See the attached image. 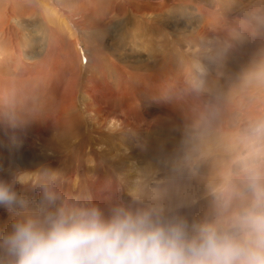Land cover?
I'll return each instance as SVG.
<instances>
[{
	"label": "rangeland",
	"instance_id": "obj_1",
	"mask_svg": "<svg viewBox=\"0 0 264 264\" xmlns=\"http://www.w3.org/2000/svg\"><path fill=\"white\" fill-rule=\"evenodd\" d=\"M52 1L48 9L69 27L63 35L51 30L50 59L43 54L49 44L44 10L30 0H0V178L32 169L27 161L38 159L35 171L59 170L69 194L93 200L111 194L100 205L106 208L130 203L128 190L143 176L149 187L164 190L166 207L189 218L202 215L208 186L226 177L232 160L243 155V130L264 118V77L255 75L264 65V0H117L116 18L91 14L81 22L91 0ZM233 29L241 39L232 38ZM217 52L223 54L210 59ZM195 63L208 69L205 90L197 95L219 109L220 121L212 126L195 127L180 115L188 98L184 81ZM68 65L76 73L73 82L63 73ZM144 82L149 89L134 93L128 110L122 92ZM96 84L116 95L94 104L87 91ZM68 87L75 93L71 108L78 127L73 117L67 125L42 123L47 114H58ZM165 108L175 116L166 117ZM125 111L131 125L123 127L115 119ZM131 159L139 166L134 173ZM17 188L37 195L27 185ZM6 216L0 209V219Z\"/></svg>",
	"mask_w": 264,
	"mask_h": 264
},
{
	"label": "clouds",
	"instance_id": "obj_2",
	"mask_svg": "<svg viewBox=\"0 0 264 264\" xmlns=\"http://www.w3.org/2000/svg\"><path fill=\"white\" fill-rule=\"evenodd\" d=\"M230 35L242 38L238 29ZM207 74L195 63L184 91L203 92ZM255 75L264 77V65ZM241 140L243 155L208 186V207L193 218L166 207L164 190L149 187L143 176L128 190L130 203L106 208L65 192L54 168L0 178V209L7 214L0 219V264H264V118L251 121Z\"/></svg>",
	"mask_w": 264,
	"mask_h": 264
},
{
	"label": "bare ground",
	"instance_id": "obj_3",
	"mask_svg": "<svg viewBox=\"0 0 264 264\" xmlns=\"http://www.w3.org/2000/svg\"><path fill=\"white\" fill-rule=\"evenodd\" d=\"M25 3L26 0H23ZM32 2V4L36 5L37 6V10L38 9H42L44 10V13H46V15L44 14V20H45V17H47V20H45V25L47 26V28H45L47 30L46 32V37H47V42H49V44H47L46 46V50H45V53H43L46 57H51L52 55V51H53V48H50L48 45L52 44L50 41L51 39H53V35L51 33V30H55V31H58L60 33V35H63L62 33L67 30V28L69 27V25L63 21V19H61L60 17L57 16L56 12H54L53 10H50V8L48 9L49 5V0H30ZM52 1V0H51ZM124 1V0H123ZM130 1V0H129ZM139 1V0H138ZM53 2V1H52ZM54 3V2H53ZM117 0H91V2L88 3V7L86 10L83 11V14H81V16H79V20L77 22H81L82 19L81 17H88L89 15H94L95 17L97 16H100L102 15L101 17H110V19H114L116 18V16L119 14V4H117ZM135 3V2H134ZM140 3V2H139ZM142 3V2H141ZM164 3V2H162ZM161 3V5H162ZM26 4V3H25ZM31 3H28L27 5L29 6ZM55 4V3H54ZM160 5V4H159ZM126 6V5H125ZM31 8V7H30ZM127 8V7H126ZM48 9V10H47ZM129 9V8H128ZM156 9V8H155ZM31 12L35 11V8L34 6H32V8L30 9ZM158 10V9H157ZM121 11H124L121 9ZM50 12V13H49ZM162 13V12H161ZM88 14V15H87ZM7 16V15H5ZM152 16V15H151ZM149 15V17H151ZM1 19V17H0ZM104 19V18H103ZM152 19V18H151ZM3 20V19H1ZM18 21V20H17ZM147 21V20H146ZM59 22V24H57ZM110 25V24H109ZM45 26V27H46ZM74 26V25H73ZM78 27V26H77ZM166 29V28H165ZM68 32V31H67ZM70 32V31H69ZM68 32V33H69ZM142 33V32H141ZM135 34V33H134ZM65 35V34H64ZM70 35V34H69ZM131 37V36H129ZM61 38V37H60ZM67 38V37H66ZM137 38V36L135 37ZM54 39H57V38H54ZM129 40V38H128ZM137 42V41H136ZM56 43L58 44V41H56ZM74 45L77 46V42L74 41L73 42ZM138 43V42H137ZM136 43V44H137ZM140 44V43H139ZM141 45V44H140ZM59 46L62 47V44H59ZM59 46H58V49H59ZM64 46V45H63ZM69 48V47H68ZM15 51H16V48H15ZM60 52V51H59ZM39 53V52H38ZM63 53V52H62ZM61 53V54H62ZM3 55V54H2ZM63 55L65 57H67V52H64ZM49 57V58H50ZM51 59V58H50ZM49 60V59H48ZM44 63H46L45 60H43ZM52 61V60H51ZM67 68H64L63 69V73L71 76L69 79L72 81L74 80V75H76V73L74 72V69L72 68L71 65H68V66H65ZM43 73V72H42ZM31 75V74H30ZM33 76V75H32ZM149 76V75H148ZM29 76H27L24 81H28ZM150 77V76H149ZM65 78V77H64ZM60 80V78H59ZM63 80V79H62ZM73 82V81H72ZM68 83V82H67ZM71 83V82H70ZM161 85V83H160ZM142 87L140 89H136L135 91H129L128 88H125V91L122 92L121 94V97L120 99L123 101V104L126 103V108L129 110V105H128V99H132L133 96H134V93H137L139 91H147L149 89V86L148 84H146V82H144V84L141 85ZM156 86V85H155ZM153 85V87H155ZM157 87V86H156ZM104 89V88H103ZM159 89V88H157ZM160 89H163V87L161 86ZM112 89H106V90H102L100 84H96L93 88H90V90L87 91V95L91 98V100H93L94 104H97L96 102H103L105 101L106 99H110L112 98L113 96H115L116 94L113 93V92H110ZM151 90H154V89H151ZM65 91H67V94L66 95V98H65V101L64 103H60L59 106L57 107L58 109V114L55 115L53 117L52 114H47L44 118H42V123H55L56 125H59L60 123H64L65 125H67V123L71 120V118L73 117V120L72 123L74 124V126H77L78 125L76 124V122H74V120L76 119V110L71 108L72 107V104L74 103V98H75V93H74V90H73V87H68ZM150 91V90H149ZM148 91V92H149ZM133 94V95H131ZM196 93H189L187 92L185 95L186 97H188L187 99L184 100V106L183 107V110L181 111V118L183 117V119H185V122L187 123H191L192 125H194L195 127H199V126H202V125H205V124H210L212 126V124H216L217 121H220V120H217V114H219V109L216 108V104L214 103V101L210 100V99H203L202 97H199L197 94L195 95ZM201 94V93H200ZM130 95V96H128ZM158 98V97H157ZM185 98V97H184ZM76 102V101H75ZM70 103V104H69ZM75 105V104H74ZM98 105V104H97ZM100 106V105H99ZM165 106V105H164ZM171 107V106H170ZM178 106H175V111L177 113V111L179 110V108H177ZM100 109V108H99ZM211 110L212 112V115L207 118V119H203V117H205L208 113V111ZM53 112V111H52ZM164 112V115L166 117H169V115L173 114L175 116V112L173 111V109L171 108H165L163 110ZM76 113V114H75ZM75 114V115H74ZM179 115V116H180ZM53 117V118H52ZM129 117H130V112L129 111H125L123 113V116L121 119H115L116 122H118V124H120L121 126L125 127V126H130L131 123L129 122ZM70 118V119H69ZM139 118V117H138ZM216 118V119H215ZM131 119V118H130ZM5 120V119H4ZM39 120V119H38ZM69 120V121H68ZM133 120V119H132ZM136 120H138L136 118ZM139 121V120H138ZM141 121V120H140ZM41 122V121H40ZM113 122V121H112ZM39 123V122H38ZM18 124V123H17ZM51 125V124H50ZM47 126V125H46ZM73 126V125H72ZM222 126V125H221ZM215 127V126H214ZM220 127V126H219ZM40 128H42V124L40 125ZM218 128V127H217ZM68 129V128H67ZM71 131V130H70ZM41 158V157H40ZM132 160V159H131ZM40 162V160H35V161H32V163L28 160L27 163L30 165V168L32 167V169H26L27 171H35V168L37 166V164ZM26 163V164H27ZM129 171L134 173L138 170V164L135 160H132L129 164ZM35 167V168H34ZM24 170V171H26ZM37 170V169H36ZM117 185V184H116ZM115 185V187H116ZM119 188H115L114 191L116 193V196H119L118 195V190ZM74 190V189H73ZM71 194V193H70ZM90 195V194H89ZM85 196H88V195H85ZM107 196V197H106ZM112 195L111 194H105L103 196H97L96 197V200H92L94 202H96L97 204L99 205H105L103 203H105V201L108 199V198H111ZM109 202V201H108ZM107 202V204H108ZM102 207V206H101Z\"/></svg>",
	"mask_w": 264,
	"mask_h": 264
}]
</instances>
